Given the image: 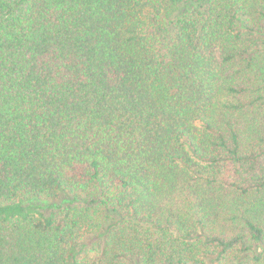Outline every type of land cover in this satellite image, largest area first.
<instances>
[{
  "label": "trees",
  "instance_id": "obj_1",
  "mask_svg": "<svg viewBox=\"0 0 264 264\" xmlns=\"http://www.w3.org/2000/svg\"><path fill=\"white\" fill-rule=\"evenodd\" d=\"M0 264H264V0H0Z\"/></svg>",
  "mask_w": 264,
  "mask_h": 264
},
{
  "label": "rangeland",
  "instance_id": "obj_2",
  "mask_svg": "<svg viewBox=\"0 0 264 264\" xmlns=\"http://www.w3.org/2000/svg\"><path fill=\"white\" fill-rule=\"evenodd\" d=\"M86 202L82 199H75L74 197L68 196L66 194H59L58 197L52 201H46V200H28L26 204H39L40 212L45 216H52L59 212L60 209L68 206V204L73 205H84ZM87 242V241H86ZM91 244V241H88L86 243L87 246H80L81 252L86 250Z\"/></svg>",
  "mask_w": 264,
  "mask_h": 264
}]
</instances>
